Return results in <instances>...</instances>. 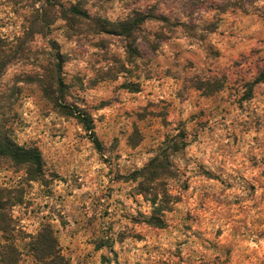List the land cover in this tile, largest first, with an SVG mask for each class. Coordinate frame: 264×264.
I'll list each match as a JSON object with an SVG mask.
<instances>
[{
    "label": "clouds",
    "instance_id": "obj_1",
    "mask_svg": "<svg viewBox=\"0 0 264 264\" xmlns=\"http://www.w3.org/2000/svg\"><path fill=\"white\" fill-rule=\"evenodd\" d=\"M0 264H264V0H0Z\"/></svg>",
    "mask_w": 264,
    "mask_h": 264
}]
</instances>
